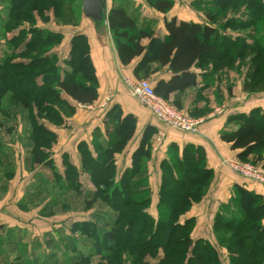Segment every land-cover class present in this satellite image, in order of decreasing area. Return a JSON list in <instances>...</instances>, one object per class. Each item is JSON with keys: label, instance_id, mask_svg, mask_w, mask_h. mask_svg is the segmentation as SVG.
I'll list each match as a JSON object with an SVG mask.
<instances>
[{"label": "trees", "instance_id": "obj_1", "mask_svg": "<svg viewBox=\"0 0 264 264\" xmlns=\"http://www.w3.org/2000/svg\"><path fill=\"white\" fill-rule=\"evenodd\" d=\"M6 1L9 3L7 19L1 23L0 32L7 37L4 41L11 50L0 49V111L6 94L13 106L26 110L33 124L30 139L36 145L32 155L34 162L39 163L38 157L45 154L55 139L43 122L58 125L74 112V103L86 106L96 101L97 80L84 34L72 36L67 57L59 62L49 44L58 42L61 32L36 28L24 34L26 30L21 27L22 22L33 21V11L42 15L48 9L53 11L57 22L76 25L82 13L81 5L75 12L71 6L73 0ZM148 3L164 14L174 2L148 0ZM204 5L203 23L179 20L175 16L164 18L163 36L154 33L150 22L144 19L140 22L138 15L129 12L125 4L110 7L106 15L105 25L118 41L121 64L128 65L138 59L133 74L137 76L140 72L146 78L166 67L170 76L154 79L152 86L157 95L179 110L183 109L177 93L197 85L199 70L206 71V76V73L222 70L226 73L238 65H247L244 90L249 93L264 90V0H205ZM241 7H245L243 12H247V18L234 16L235 12L242 15ZM228 11L232 15L223 19ZM248 27H253L252 35L241 32ZM15 30L18 35L8 36ZM143 40L147 42L143 44ZM37 115H40L39 121H32ZM106 116L103 123L112 121L115 132L111 140L97 143L98 149L104 144L102 151L96 153V147L79 141L80 167L70 161L67 153L62 154L65 179L67 174L72 178L73 191L82 192L80 176L85 174L96 186L93 197L84 201L85 209H91L101 198L115 213L111 224L101 232L94 221L71 223L69 233L78 232L94 242L89 243L85 253L73 248L79 254L73 264H89L94 256L99 257L97 264H146V258L156 256L160 247L163 257L159 264H222L209 240L192 237L195 218L185 216L204 198L213 180V170L207 165L202 147L192 143L181 147L174 142L167 145L166 155L159 163L156 214L153 215L149 212L152 191L147 184V170L152 159L151 136L156 130L150 125L145 127L131 154V165L116 178L113 155L122 152L134 137L137 120L133 114L123 113L116 104L107 109ZM231 124L235 126L229 127ZM37 129L41 131L39 141L34 139ZM219 137L230 150L236 151L238 160L259 163L264 168L263 108L254 107L246 113L229 116ZM234 192L230 201L235 208L229 210L223 204L214 214L215 240L228 252V264H264V198L238 184L234 185ZM47 262L45 259L43 263ZM16 264L35 263L26 258Z\"/></svg>", "mask_w": 264, "mask_h": 264}, {"label": "rangeland", "instance_id": "obj_2", "mask_svg": "<svg viewBox=\"0 0 264 264\" xmlns=\"http://www.w3.org/2000/svg\"><path fill=\"white\" fill-rule=\"evenodd\" d=\"M137 1L106 0V11L114 5L125 4L129 12L138 15L140 22H143L141 19L150 22L149 25L153 27L154 33L157 35L160 31L159 28L162 25L161 14L157 13L156 9L148 3V0ZM202 1L205 0H177V4L181 11L184 10L185 7L191 5V3H194V5L191 6L192 10L195 13H203L205 5ZM79 5H81V0H73L71 2L72 10L78 12L79 10H77L76 7ZM8 8L9 3L6 0H2V2H0V31L1 23L7 19ZM150 10L155 11L156 14L152 16L153 14H150ZM171 11L172 8L164 14H169ZM239 11H242V15H240L239 12H235L237 13L234 15L236 18H247V12H243L246 11L245 7H241ZM32 13V22L21 23V27H23L22 29L26 30V32L23 30L24 34L32 33L33 29L36 28L43 31L61 32L62 34L60 33V39L58 42L49 44L50 50L56 54L59 62L63 57H67L72 36L76 33H81V31L84 30V27L85 30L89 28L87 18H82L84 17L83 13L77 18L76 25H64L59 22L60 20L57 22L51 9L42 11V15L46 19L45 21L42 15L37 11H33ZM231 15L232 12L228 11L223 19H226ZM91 21L95 24L94 32L97 35H103L105 37L104 40L111 43L114 52H116L117 58L118 41L111 31H109L107 26L104 25V22H102L103 19L97 20L98 22L93 21L92 19ZM241 32L252 35L253 27H248ZM12 34L18 35L17 30L9 33L8 36ZM3 36L4 33L0 32V49L10 51L11 46L4 41L7 37ZM99 39L101 38L99 37ZM135 61L136 59L129 64L130 66L123 65V67L121 62L120 65L116 62V65L118 67L120 66L124 73H120V80L117 78L116 74V77L113 79L114 82L107 83V85L104 84V80L100 78L102 86L101 91H104L105 93L101 94L98 102L94 104L92 103L90 106H81L83 107L81 108L83 111L80 112V115L78 114L79 112L77 113L78 103H74V112L71 115L68 113L69 115L64 117L62 123L55 125L50 122H43V125L48 127L51 130H49L50 132L54 133L55 139L50 143L49 147L45 149V154L38 157L40 161L39 163L34 162V157L32 155L33 150L36 149V145L35 143L33 144L34 141L30 139V132L32 131L33 124L28 119L26 110L21 106H13L9 102V94H6L2 98V110L0 111V264L22 263L26 258L32 259L35 264H44L43 262L45 259H48L47 264H73V262L76 261V257L79 255L74 250L79 249L85 253V251L89 249V243L93 244L94 242L86 238L85 235H80L78 232L73 235L71 232L69 233L68 229L70 228L72 221H94V224L98 227L100 232L101 230L107 229L108 225L111 224L115 213L110 210L103 201H101V198L96 200V203L91 209H85L84 201L93 197L92 193L96 186L89 181L88 175L85 174L84 177L86 180H82V178L80 179V183L84 187L82 192L77 193L76 191H73L71 187L73 185L72 178L67 174V180L65 179V173L63 172L64 168L62 166L63 155L61 152L64 148H71L74 139H78L79 136L82 135H85V137L87 135L86 142L89 143L91 147H96L97 143H104L107 140H111V137L114 136L115 132V127H113L111 123L112 121L110 122V120H107L99 127H94L91 130V134H89V126L91 125L92 118L96 120L107 119L105 111L108 106L114 105L112 103L117 98V95L134 98L133 95L130 94L131 87L126 81L146 78L142 76L140 72H138V75L136 76L131 71V65L134 64ZM93 67L96 76V68L94 64ZM228 71L231 77H234V75L236 78L241 77L240 90L247 96V98H249V96H264V90L262 92L254 93H249L244 90L243 85L248 71L247 65H238L235 69ZM216 73L217 72L214 74ZM155 77L156 75L153 74L146 79L152 84ZM96 80L97 91H99L100 84L97 76ZM71 104L73 105V102ZM38 116L40 117V115H37V117L34 116L32 121H39ZM203 118L205 121L206 117ZM94 129L99 130H95L94 132ZM144 129L145 127L139 132L136 131L134 137L127 143L122 152L113 155V168L117 175L116 178L119 177L124 169L126 163L125 160L129 163L128 166L131 165V154L133 151L131 152L127 147H132L133 142L141 137ZM40 132L41 131L38 129L35 131V141H39ZM155 133L151 136L152 144L155 140ZM94 134L96 137H93ZM102 146L104 147V144ZM103 147L100 146L99 149L96 147L95 152L99 153L103 150ZM73 148L74 155H72L73 157L71 156V158L78 161L77 166L80 167L81 155L77 150V144L75 147L73 146ZM124 151H126L127 154L124 153ZM71 158L69 159L73 162ZM236 159L237 158L234 156L232 159L227 160L228 166L230 164L228 163L229 161ZM244 162L260 166L259 163L254 164L251 161ZM153 163L151 159L148 164L147 173L149 176L150 172H152ZM149 176L147 184L150 186ZM64 179L67 181L66 186ZM232 197L233 196H231V198ZM230 200L226 203L229 210L235 208V205L231 203L232 200ZM151 208L154 209V205H152ZM151 208L149 209V212L155 215L156 211ZM218 209H220V206H218ZM195 227L196 224L194 229ZM71 236L74 237V239ZM209 236L208 238H211V244L214 245L219 253L221 263L228 264L229 254L226 249L216 242L213 234ZM162 257L163 249L160 247L156 256L153 258H146V264H159ZM98 260L99 257L94 256L89 261V264H97Z\"/></svg>", "mask_w": 264, "mask_h": 264}, {"label": "crops", "instance_id": "obj_3", "mask_svg": "<svg viewBox=\"0 0 264 264\" xmlns=\"http://www.w3.org/2000/svg\"><path fill=\"white\" fill-rule=\"evenodd\" d=\"M192 5H194V3H191V5L180 11L177 0H174L172 11L169 14H162L157 11V13H160L162 16V25L159 28L160 31L158 32V35L163 36L165 34V29L163 26L164 18L168 19L175 16L179 20L203 23L205 21L203 13H195L192 10ZM152 11L150 10L149 12L150 14H153L152 16H154L156 13L155 11ZM82 18H87L89 22V28L85 30L84 27V30L81 31V33L84 34L88 39L90 59L96 68V76L98 77L100 84L98 98L93 102L94 104L98 102L101 94L105 93L104 91H101L102 86L100 78L104 80V84L111 83L114 82L113 79L116 77V74L117 78L120 80L119 75L123 72L120 66L118 67L116 65V62L118 65H120V61L118 60V57L116 58V52H114L111 43L105 41V37L103 35L100 36L94 32L95 24L90 18L85 16ZM99 37L101 39H99ZM142 42L145 44L147 41L143 40ZM137 60L138 59H136L135 63ZM135 63L131 65L132 72ZM204 72L206 71H197L198 83L195 87L189 88L183 93H177L181 102V108L185 112L200 115L198 117H206V120L194 133H185L167 127L157 120L146 108H144L134 96V98L131 97V99L126 96L122 97L121 95H117V98L112 104L119 105L123 113L133 114L136 117V131L139 132L148 125L152 126L156 130L155 140L152 147V163H154L152 165V172H150L149 176L150 188L153 193L151 206L154 205V209H152L150 206L152 210H155V193L159 184V163L166 155L167 145L171 142H174L179 147H181L186 143H192L202 147L205 153L207 165L213 170V180L206 196L199 203L194 204L185 216L195 218L196 227L192 232V237H201L210 241L211 238H208V236L213 234L212 222L214 214L218 210V206L226 204L230 200L235 184L242 185L250 190H254L255 192L261 194L264 198V185L251 183L230 169L227 164V160L232 159L234 156L236 157V151L230 150L229 145L223 142L219 137V133L226 126V120L229 116L236 113H246L254 107H261L264 109V96H249V98H247V96L244 95V93L240 90L241 77L236 78L235 75L234 77H231L229 71L225 73L222 70L216 74L206 73V76H204ZM155 75L156 77L154 79H167L170 76V73L168 69L164 67L161 68L159 72L155 73ZM172 98L173 95H171L170 99ZM81 106L83 105L78 104L77 113L79 112V115L80 112L83 111L81 109L83 107ZM109 107L110 106H108V108ZM102 123L103 120H96L92 118L91 125L89 126L90 128L88 127L90 130L89 134H91V130L94 127H99ZM233 126L235 125L231 124L229 127ZM76 139H74L71 148H64L61 154L67 153L70 155L69 158H71V156L74 155L73 146L75 147L76 144L81 140L87 141V135L86 137L85 135L79 136V138L77 140ZM138 141L139 139H136L133 142L132 147L128 146V150H131L132 152L137 146ZM124 153H126V151H124ZM71 159L73 160L74 164H77L78 161L73 158ZM125 162L124 168L129 165L127 160H125ZM81 178L82 180H86L84 176L80 177V179ZM74 221L78 220H73L72 222Z\"/></svg>", "mask_w": 264, "mask_h": 264}, {"label": "built area", "instance_id": "obj_4", "mask_svg": "<svg viewBox=\"0 0 264 264\" xmlns=\"http://www.w3.org/2000/svg\"><path fill=\"white\" fill-rule=\"evenodd\" d=\"M131 94L161 123L175 130L194 133L204 122L203 117H193L176 109L167 100L157 95L146 78L127 80ZM89 106V105H88ZM230 169L251 183L264 185V168L239 160L229 161Z\"/></svg>", "mask_w": 264, "mask_h": 264}, {"label": "water", "instance_id": "obj_5", "mask_svg": "<svg viewBox=\"0 0 264 264\" xmlns=\"http://www.w3.org/2000/svg\"><path fill=\"white\" fill-rule=\"evenodd\" d=\"M81 9L85 17L94 21L103 19L106 23V0H81Z\"/></svg>", "mask_w": 264, "mask_h": 264}]
</instances>
